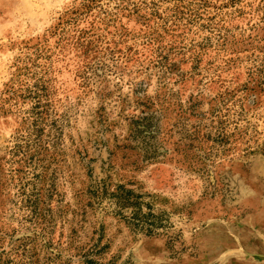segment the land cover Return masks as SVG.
Masks as SVG:
<instances>
[{
	"label": "rangeland",
	"instance_id": "374dc122",
	"mask_svg": "<svg viewBox=\"0 0 264 264\" xmlns=\"http://www.w3.org/2000/svg\"><path fill=\"white\" fill-rule=\"evenodd\" d=\"M264 264V0H0V264Z\"/></svg>",
	"mask_w": 264,
	"mask_h": 264
},
{
	"label": "trees",
	"instance_id": "16d2710c",
	"mask_svg": "<svg viewBox=\"0 0 264 264\" xmlns=\"http://www.w3.org/2000/svg\"><path fill=\"white\" fill-rule=\"evenodd\" d=\"M89 264H91V263H89Z\"/></svg>",
	"mask_w": 264,
	"mask_h": 264
}]
</instances>
